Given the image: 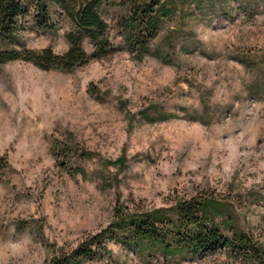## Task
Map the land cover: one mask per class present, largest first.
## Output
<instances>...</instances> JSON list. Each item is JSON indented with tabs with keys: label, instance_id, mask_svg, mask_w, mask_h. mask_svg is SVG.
<instances>
[{
	"label": "rangeland",
	"instance_id": "rangeland-1",
	"mask_svg": "<svg viewBox=\"0 0 264 264\" xmlns=\"http://www.w3.org/2000/svg\"><path fill=\"white\" fill-rule=\"evenodd\" d=\"M125 5L102 11L114 53L70 72L0 64V264H47L119 205L148 212L202 192L229 201L264 253V0H174L142 57L125 40ZM52 18L45 31L29 18L16 47L65 53L73 22L56 7ZM170 32L165 62L154 49ZM103 242L76 264H246L227 248L143 260L116 236Z\"/></svg>",
	"mask_w": 264,
	"mask_h": 264
},
{
	"label": "trees",
	"instance_id": "trees-1",
	"mask_svg": "<svg viewBox=\"0 0 264 264\" xmlns=\"http://www.w3.org/2000/svg\"><path fill=\"white\" fill-rule=\"evenodd\" d=\"M123 1L128 8L126 17L121 19L126 43L132 45L140 57L150 54L159 22L175 9L174 0ZM115 3L116 0H0V64L26 60L45 70L70 72L92 59L114 53L121 46L111 42L109 25L102 11L104 6ZM53 7L59 8L73 22V27L66 32L69 49L63 54L50 47L40 51L18 49L15 44L30 25L29 18L38 30L53 28ZM87 38L94 47L92 52L84 48ZM177 47L175 35L170 32L156 44L154 55L167 62ZM169 116L161 113L153 118L147 109L142 112V117L151 121ZM187 117L204 120L197 115ZM125 161L121 156L108 164L123 167ZM114 211V219L105 229L74 251L52 257L47 264H76L79 260L92 258L94 246L99 248L108 235L116 236L121 244L143 260L157 255L174 260H194L210 251L227 248L230 253L241 255L246 264H264L259 243L244 229L236 209L215 194L202 192L191 198H179L170 207L148 212L125 211L120 205Z\"/></svg>",
	"mask_w": 264,
	"mask_h": 264
}]
</instances>
